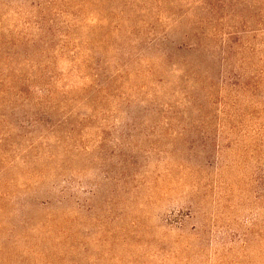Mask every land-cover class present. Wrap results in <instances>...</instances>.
<instances>
[{"label":"rangeland","instance_id":"rangeland-1","mask_svg":"<svg viewBox=\"0 0 264 264\" xmlns=\"http://www.w3.org/2000/svg\"><path fill=\"white\" fill-rule=\"evenodd\" d=\"M89 1L84 22L97 24L113 1ZM149 2L151 22L171 27L175 42L190 31L188 20L179 24V0ZM38 3L0 0V40L36 31ZM148 63L145 117L132 106L136 118L86 123L68 150L53 134L41 139L42 126L0 133V264H264V89L233 117L215 109L219 117L200 118L193 98L211 86L191 78L193 63L183 77L179 63ZM75 80L66 83L76 88Z\"/></svg>","mask_w":264,"mask_h":264},{"label":"trees","instance_id":"trees-1","mask_svg":"<svg viewBox=\"0 0 264 264\" xmlns=\"http://www.w3.org/2000/svg\"><path fill=\"white\" fill-rule=\"evenodd\" d=\"M112 1L97 24L89 25L84 22L89 0H38L32 5L38 11L36 31L0 40V124L10 130L8 135L0 132L3 139L9 138L11 125L28 133L42 126L48 134H40L41 139L53 134L68 150L70 139H84L86 123L117 114L136 118L132 106L145 117L152 90L144 79L152 74V58L170 69L179 63V77L193 63L191 78L210 83L203 99L193 98L200 118L219 117L215 109L233 117L241 100L251 101L264 89V66L247 71L248 60L264 64V0H179L185 5L179 8V24L184 19L191 24L179 42L171 27L159 29L151 22L150 0ZM232 60L238 66L226 75ZM62 61L70 65L66 73ZM72 77L78 79L76 88L66 83ZM187 97L185 93L182 100ZM179 115L188 117L183 110Z\"/></svg>","mask_w":264,"mask_h":264}]
</instances>
